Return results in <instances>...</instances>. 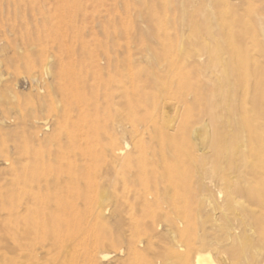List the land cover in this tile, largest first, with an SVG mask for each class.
<instances>
[{
	"label": "rangeland",
	"instance_id": "1",
	"mask_svg": "<svg viewBox=\"0 0 264 264\" xmlns=\"http://www.w3.org/2000/svg\"><path fill=\"white\" fill-rule=\"evenodd\" d=\"M199 252L264 264V0H0V264Z\"/></svg>",
	"mask_w": 264,
	"mask_h": 264
},
{
	"label": "bare ground",
	"instance_id": "2",
	"mask_svg": "<svg viewBox=\"0 0 264 264\" xmlns=\"http://www.w3.org/2000/svg\"><path fill=\"white\" fill-rule=\"evenodd\" d=\"M76 67V65H75ZM71 70V69H70ZM69 71V70H68ZM70 72V71H69ZM68 72V73H69ZM72 74V73H70ZM71 76V75H70ZM98 80V79H97ZM65 89V88H64ZM69 89V88H68ZM67 88L63 90L64 92H70L71 90H68ZM71 102V101H70ZM121 150V149H120ZM120 152V151H119ZM124 152V151H123ZM193 262L191 264H216L211 256L210 253H196Z\"/></svg>",
	"mask_w": 264,
	"mask_h": 264
}]
</instances>
